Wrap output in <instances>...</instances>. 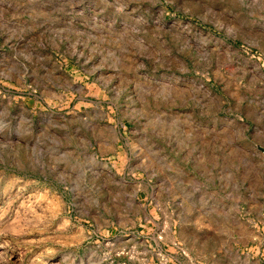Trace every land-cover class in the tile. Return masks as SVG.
Wrapping results in <instances>:
<instances>
[{
	"label": "rangeland",
	"instance_id": "1",
	"mask_svg": "<svg viewBox=\"0 0 264 264\" xmlns=\"http://www.w3.org/2000/svg\"><path fill=\"white\" fill-rule=\"evenodd\" d=\"M0 264H264V0H0Z\"/></svg>",
	"mask_w": 264,
	"mask_h": 264
}]
</instances>
